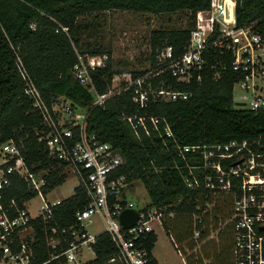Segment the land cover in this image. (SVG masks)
Segmentation results:
<instances>
[{"label": "built area", "instance_id": "1", "mask_svg": "<svg viewBox=\"0 0 264 264\" xmlns=\"http://www.w3.org/2000/svg\"><path fill=\"white\" fill-rule=\"evenodd\" d=\"M237 2L211 0L207 8L189 11L193 17L190 36L181 53L176 54L171 45H164L157 50L155 68L151 60L145 74L132 77L130 72L116 73L114 79L124 75L125 85L134 87V103L143 109L155 102L188 99L192 95L189 85L201 83L206 69L214 81L231 71L235 78L233 92L236 86L244 92L242 101L236 102L235 107L264 110V38L251 27L238 25ZM76 52L78 60L71 70L74 78L95 94V103L102 102L112 90L98 93L93 72L106 66L108 55L97 59ZM16 63L26 82L25 93L42 115L39 141L44 144L49 160L57 161L60 169L50 161L44 165L41 162L28 164L21 146L14 140L0 145V264H86L90 260H84L85 250L96 256L94 245L102 233L111 237L117 249L109 263L154 264L146 244L149 234L155 232L156 224L163 227L174 213L167 214L159 208H139L135 202L127 200L125 190L130 182L126 175L118 173L125 157L96 133L85 131L88 109L78 108L64 96L48 104L19 55ZM164 69L170 71L176 83L188 88L149 78L155 71L160 73ZM124 119L137 135L140 128L150 133L148 121L158 130L161 120L157 116L126 114ZM165 129L171 136L170 127L167 125ZM176 148L184 158L186 153L200 158L199 164L189 166L190 173L184 177V182L188 188L210 194L214 200L204 205L203 214L215 212L218 207L226 212L230 207V217L216 228L192 213L190 237L182 243L172 238L184 264H188L190 257L196 264H211L209 258L200 257L199 253L228 225L233 232L231 264H264V132L251 140L233 139L177 145ZM57 169L67 178L74 175L88 198L85 206L75 213L74 224L69 226L53 223L55 211L66 199L49 197L57 187H50L49 176ZM219 198H226L225 204L218 206ZM39 201L42 203L35 207ZM126 208H134L139 214L130 228L120 221ZM197 208L202 209L200 205ZM96 218L102 228L92 232L90 227ZM39 230L49 250V258L41 263H37ZM188 244L194 247L191 249Z\"/></svg>", "mask_w": 264, "mask_h": 264}, {"label": "trees", "instance_id": "2", "mask_svg": "<svg viewBox=\"0 0 264 264\" xmlns=\"http://www.w3.org/2000/svg\"><path fill=\"white\" fill-rule=\"evenodd\" d=\"M211 0H0V145L14 140L21 146L28 164L48 161L59 168V163L49 160L45 146L39 141L42 130V115L34 107L33 100L26 95V82L17 68L19 55L39 89L44 100L51 102L59 96L70 99L80 109H88L85 131L96 133L104 142L118 148L125 157L118 173L127 176L130 184L139 180L145 186L149 202L144 209L159 208L173 217L165 221L166 228L174 231L178 241L186 239L192 230V213L200 215L204 222L214 228L230 217V212H221L220 204L226 198L217 200V211L203 214L207 202H213L210 194L190 189L184 182L189 175V166L200 163L199 157L186 153L179 155L177 145L228 142L233 139L251 140L264 132V110L254 111L233 105V84L231 71L219 81H214L209 70L204 71L201 83H191L192 95L188 99L169 102H155L146 108L134 103L133 86L125 85L124 75L132 77L145 74L149 69L125 70L113 65L112 54L103 46L85 40L89 27L81 17L106 10H130L153 14H172L180 11H197L207 8ZM238 25L249 26L264 38V0H238L236 7ZM189 14L187 25L180 28H153L150 34L152 67L155 68L157 50L171 45L176 54L183 51L192 25ZM32 25H34L32 27ZM67 28V31L64 30ZM102 59L107 54V64L93 72L98 93H112L102 102L95 103L96 96L74 78L71 70L77 62V52ZM182 89L188 86L175 82L170 71H155L150 77ZM157 116L161 120L158 130L147 122L150 133L140 128L137 135L124 115ZM170 127L169 136L165 127ZM59 169L49 176L50 187L63 184L66 174ZM17 192L14 191L13 195ZM88 198L77 186L73 195L63 200L54 214V224L69 226L75 222V213L85 206ZM198 205L202 209H198ZM225 207H221V209ZM216 210V208H215ZM227 210V209H226ZM173 229V231H172ZM206 236V234H205ZM220 251L213 257L218 264H231L233 232L228 225L219 232ZM218 239V238H217ZM157 236L149 234L147 247L152 253ZM211 241V240H210ZM215 243V244H217ZM192 249L193 244H188ZM37 263L49 258V250L39 230ZM217 250V246L214 247ZM96 256L86 264H112L108 260L117 249L111 237L102 233L94 245ZM153 256V255H152ZM210 258V255H207ZM154 264H159L156 259ZM50 264H57L52 262ZM203 264V263H202Z\"/></svg>", "mask_w": 264, "mask_h": 264}, {"label": "rangeland", "instance_id": "3", "mask_svg": "<svg viewBox=\"0 0 264 264\" xmlns=\"http://www.w3.org/2000/svg\"><path fill=\"white\" fill-rule=\"evenodd\" d=\"M189 12L180 11L172 14H153L148 12H134L130 10H106L101 12L89 13L81 17V21L88 24V30L84 33L85 40L94 45L103 46L112 54V62L115 68L125 70H142L151 65V45L150 34L153 28L173 27L180 28L187 25ZM244 92L235 87L233 92V105L242 101ZM78 186V180L74 175H70L63 184L57 186L52 194L51 199L67 198L74 194L75 188ZM125 198L136 203L137 207L145 206L150 198L148 192L139 180L133 181L125 190ZM39 201L35 207L40 205ZM227 211L230 207L228 206ZM101 222L96 218V222L91 225L92 232L101 229ZM158 231V241L153 249L155 255L161 264H183L172 238L173 233L167 235V228L164 229L156 224ZM218 238V239H217ZM178 243H181L176 239ZM219 236H214L208 241L199 253L200 257L208 258L210 255L211 264H218L217 259L213 257L216 252L220 251ZM217 243V244H215ZM217 246V250L214 247ZM183 250V247H182ZM84 260L94 259V253L85 250ZM188 264H196L193 258L187 259Z\"/></svg>", "mask_w": 264, "mask_h": 264}, {"label": "water", "instance_id": "4", "mask_svg": "<svg viewBox=\"0 0 264 264\" xmlns=\"http://www.w3.org/2000/svg\"><path fill=\"white\" fill-rule=\"evenodd\" d=\"M138 211L134 208H126L120 215V221L126 228L132 227L138 220Z\"/></svg>", "mask_w": 264, "mask_h": 264}, {"label": "crops", "instance_id": "5", "mask_svg": "<svg viewBox=\"0 0 264 264\" xmlns=\"http://www.w3.org/2000/svg\"><path fill=\"white\" fill-rule=\"evenodd\" d=\"M159 225V224H158ZM161 226V225H160ZM164 226L166 227V225H165V222H164ZM164 226L162 227L163 229H164ZM155 234H156V236H157V240H156V242L158 241V239H159V237H158V231H157V228H156V225H155V232H154ZM173 233V232H172ZM171 233V231L170 230H168L167 229V235H171L172 234ZM219 235V234H218ZM217 235V236H218ZM190 237V235L186 238V239H184L183 241H181V243L182 242H184L185 240H187L188 238ZM176 239V238H175ZM172 241V240H171ZM155 245H156V243H155ZM154 248H155V246H154ZM153 248V249H154ZM153 249H152V255H153V257L156 259V261L159 263V264H161V262H160V260L158 259V257L155 255V253H154V251H153ZM94 256H95V254H94ZM95 258V257H94ZM182 258V257H181ZM90 260H93V259H90ZM182 261H183V259H182ZM183 264H184V262H183Z\"/></svg>", "mask_w": 264, "mask_h": 264}]
</instances>
